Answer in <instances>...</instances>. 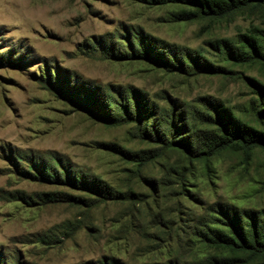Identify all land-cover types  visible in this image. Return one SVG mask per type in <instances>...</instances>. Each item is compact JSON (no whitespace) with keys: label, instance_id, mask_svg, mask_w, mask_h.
Segmentation results:
<instances>
[{"label":"rangeland","instance_id":"rangeland-1","mask_svg":"<svg viewBox=\"0 0 264 264\" xmlns=\"http://www.w3.org/2000/svg\"><path fill=\"white\" fill-rule=\"evenodd\" d=\"M184 6L0 0V264H221L229 254L199 234L216 205L264 209V151L188 162L138 129L152 121L137 120V99L200 132L215 104L260 127L249 104L264 61L214 44L264 30V14L181 20Z\"/></svg>","mask_w":264,"mask_h":264},{"label":"trees","instance_id":"trees-1","mask_svg":"<svg viewBox=\"0 0 264 264\" xmlns=\"http://www.w3.org/2000/svg\"><path fill=\"white\" fill-rule=\"evenodd\" d=\"M176 1L185 5V9L179 14L181 20H192L194 17L230 19L236 13L241 12L264 14V0ZM239 38L237 44L222 40L216 41L214 47L216 49L222 47L226 56L238 63L264 61V30L253 27L249 33L241 34ZM189 58L192 63H198L197 59ZM160 61L165 65H172L168 61L161 59ZM179 64V69H182V64L180 62ZM253 82L256 98L251 100L249 107L253 118L260 127L249 125L236 117L224 105L215 104L211 106L210 110L206 108L205 112H199L200 123L207 127L200 132L188 126V119L182 117V113L175 112L173 108L164 109L161 116L156 118L153 117L150 107L144 108L141 101L137 99L134 104L137 120L140 121L142 115L146 114L152 121L142 120L143 123L138 126V129L143 134H150L149 129L153 130L155 138L166 145L175 142L187 151L184 154L187 155L188 162L207 161L223 151H232L239 152L243 163H248L255 149L264 151V85ZM72 93L76 99L80 98L79 92L76 90H73ZM108 103L112 106L115 105L118 110L122 113L126 112L128 115L127 107H122V104L117 105L114 101H108ZM108 117L104 123L110 124L117 118V116L116 118L112 117L110 113ZM158 126L162 132H159ZM185 128L188 130L184 131ZM167 134L170 135L171 140L169 141L166 139ZM75 182H77L76 178L73 180V183ZM82 183L85 184H81V186H87L86 182ZM216 208L217 210L213 211L215 214H213L212 220L201 225L202 232L199 234L204 242L222 248L223 252L229 254L227 258H222L221 264H264V209L238 211L231 207L222 208L220 204H217Z\"/></svg>","mask_w":264,"mask_h":264}]
</instances>
